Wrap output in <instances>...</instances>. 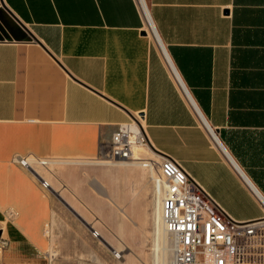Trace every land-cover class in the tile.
I'll return each instance as SVG.
<instances>
[{
	"label": "crops",
	"instance_id": "1",
	"mask_svg": "<svg viewBox=\"0 0 264 264\" xmlns=\"http://www.w3.org/2000/svg\"><path fill=\"white\" fill-rule=\"evenodd\" d=\"M1 3L0 264L81 256L53 216L66 197L14 160L46 161L66 186L65 170L92 165L134 117L154 158L231 219L264 217V0H146L155 36L137 0Z\"/></svg>",
	"mask_w": 264,
	"mask_h": 264
},
{
	"label": "rangeland",
	"instance_id": "2",
	"mask_svg": "<svg viewBox=\"0 0 264 264\" xmlns=\"http://www.w3.org/2000/svg\"><path fill=\"white\" fill-rule=\"evenodd\" d=\"M140 153L143 159H153L151 153L146 154L143 150ZM99 162L102 163L96 160L84 168L65 170L66 186L59 170L52 164L37 167L38 176L51 183L56 193L66 197L71 208L91 228L64 205L58 204L59 209L53 211V216L60 224H66V232L74 234L76 241L71 248L79 250L81 256L61 260L52 249L48 252L47 263L157 264L160 250L156 246L161 244L155 239L153 220L157 199L153 179L157 177V169L134 165L135 162L126 163L127 166ZM49 196L55 200L52 194ZM93 231L98 233L96 237ZM164 242L167 248L172 246L168 234ZM114 250H121V258L115 256ZM171 260L172 255L168 264Z\"/></svg>",
	"mask_w": 264,
	"mask_h": 264
},
{
	"label": "built area",
	"instance_id": "3",
	"mask_svg": "<svg viewBox=\"0 0 264 264\" xmlns=\"http://www.w3.org/2000/svg\"><path fill=\"white\" fill-rule=\"evenodd\" d=\"M149 32L155 36L144 0H137ZM170 73L188 103H193L166 59ZM140 117L129 123L116 125L106 140L99 143L98 160L105 163H143L144 167L157 169L153 179L160 199L161 224L172 243L170 264H264V217L253 223L231 219L202 188L191 179L182 167L172 159H154L149 148ZM208 132L215 141L213 131ZM147 146L153 159L132 160L133 147ZM158 157V156H157ZM22 168L37 176V167L48 163L35 158H16ZM40 178V177H39ZM40 185L48 190L49 184L40 178ZM253 191L252 187L249 186ZM264 205V201L254 192ZM168 218H175V225H168ZM96 237L97 233L93 231Z\"/></svg>",
	"mask_w": 264,
	"mask_h": 264
},
{
	"label": "bare ground",
	"instance_id": "4",
	"mask_svg": "<svg viewBox=\"0 0 264 264\" xmlns=\"http://www.w3.org/2000/svg\"><path fill=\"white\" fill-rule=\"evenodd\" d=\"M144 3H146L145 0H144ZM140 150H148V147L147 146L133 147V149H132V160H140V157L138 156ZM143 160H147V159H143ZM139 164L144 166L143 163H137V164L134 163V165H139ZM156 197H157V199H155V210H154L155 212H154V217H153L154 226H155L154 236H155V239L157 241L159 240V243L161 241V244H159L160 247L156 246L157 250H160L159 262L157 264H168V262L170 261V257L172 255V248H171L172 246L168 247L171 249H168L167 246H165L164 239H165V235H167V233H166L164 227L162 226V224H160L161 223L160 199H159V195L157 194V192H156ZM168 225H175V218H168ZM114 254L118 258L120 257L119 256L120 252H114Z\"/></svg>",
	"mask_w": 264,
	"mask_h": 264
},
{
	"label": "water",
	"instance_id": "5",
	"mask_svg": "<svg viewBox=\"0 0 264 264\" xmlns=\"http://www.w3.org/2000/svg\"><path fill=\"white\" fill-rule=\"evenodd\" d=\"M0 4H1V6H3L2 5V3H1V0H0ZM132 119H133V117H131ZM59 199H60V197L59 196H57ZM61 200V199H60ZM61 202L64 204V206L79 220V221H81L86 227H88V228H90L88 225H87V223L80 217V215H78V213H76V211H74L67 203H65L63 200H61ZM91 229V228H90ZM100 241L104 244V245H106V246H108V244L102 239V238H100ZM109 247V246H108Z\"/></svg>",
	"mask_w": 264,
	"mask_h": 264
}]
</instances>
